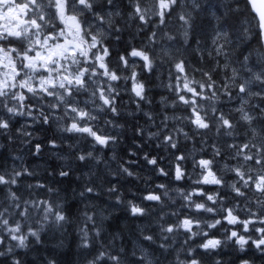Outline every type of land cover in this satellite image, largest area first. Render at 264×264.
I'll return each mask as SVG.
<instances>
[{"label": "clouds", "instance_id": "9594fccd", "mask_svg": "<svg viewBox=\"0 0 264 264\" xmlns=\"http://www.w3.org/2000/svg\"><path fill=\"white\" fill-rule=\"evenodd\" d=\"M0 264H264V0H0Z\"/></svg>", "mask_w": 264, "mask_h": 264}]
</instances>
